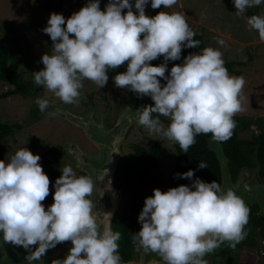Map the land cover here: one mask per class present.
<instances>
[{"label": "clouds", "instance_id": "9594fccd", "mask_svg": "<svg viewBox=\"0 0 264 264\" xmlns=\"http://www.w3.org/2000/svg\"><path fill=\"white\" fill-rule=\"evenodd\" d=\"M148 3L135 0L137 12L130 0H109L104 10L100 0H88L67 19L53 12L43 28L52 41L51 50L41 57L44 67L33 72L34 83L61 102L74 104L79 102L83 80L102 89L109 70L127 63L126 71L112 78L114 86L139 98L151 97L154 104L136 109L138 123L150 133L177 143L184 153L199 134L227 141L236 127L234 115L243 110L245 80L230 76L221 51L212 47L189 53L168 72V61L180 60L182 49L198 48L200 42L183 15L161 10L149 16ZM176 3L151 0V7L169 9ZM261 4L264 0H233L237 16ZM246 22L264 41V15L253 14ZM161 56L164 63H150ZM161 78L166 81L163 86ZM35 103L41 112L53 107L48 98H37ZM154 114L168 118V126ZM40 160L27 148L0 160V243L22 246L27 264L66 241L72 243L67 256L52 264H121L120 233L101 230L93 216L89 199L93 180L77 176L71 166L63 167L55 181L54 203L46 209L42 202L50 194V179ZM206 167L205 162L198 164L200 169ZM194 175L192 169L177 174L186 179ZM249 213L232 189L223 190L216 180L195 178L191 185L167 191L155 188L145 198L138 217L142 227L132 241L138 249L158 254L164 264H207L204 257L221 244L234 248L245 238Z\"/></svg>", "mask_w": 264, "mask_h": 264}, {"label": "rangeland", "instance_id": "374dc122", "mask_svg": "<svg viewBox=\"0 0 264 264\" xmlns=\"http://www.w3.org/2000/svg\"><path fill=\"white\" fill-rule=\"evenodd\" d=\"M35 1L37 0H0V48H6L11 56L20 53L22 64L19 85L27 94L26 96L20 93L9 95L16 86L0 80V121L24 125L22 129L16 130L15 134L8 136L0 143V160L7 159L22 148L29 149L33 154H40L45 148H34L35 138L43 139L47 146L62 144L64 147L65 141L69 140L85 149L93 147L92 141L83 129L56 114L40 115L41 111L35 103L37 98H48L51 102L60 100L46 90L43 93L37 92L39 86L34 83L33 77V72L44 67L41 62L42 55L51 50L50 36L43 32L50 15L53 12L62 13L67 19L85 6L88 0H50L54 3L50 11L37 6ZM108 2L109 0H100L101 10L105 9ZM151 10L150 1L145 12ZM169 10L180 13L195 28L203 32L206 47L221 51L224 63L243 62V64L235 65V68L240 70L239 74L228 72L230 76L242 77L245 80L242 91L243 110L235 115L253 119L264 118V41L260 40L258 32L251 29L246 22L250 16L249 9L243 16H237L233 0H177V3ZM124 12L126 13L127 9ZM258 14L264 15V4ZM218 39H223L225 43L218 44ZM120 72L123 71L118 69L116 74ZM116 74L102 89L90 80H83L79 102L68 104L69 110L84 115L90 106H94L95 120L103 121L105 126L111 127L124 105L131 100L129 90L114 86L112 78ZM154 118L160 119L165 127L170 123L168 118L163 116L157 117L154 114ZM258 133L259 129L253 125L249 131L241 133L240 136L251 138ZM151 140L166 146L160 167L165 181L161 185L162 190L180 186L181 184L170 180L176 160L173 141L150 133L144 126H136L129 141L132 145L127 146L125 151L132 153L134 147L131 146L134 143L149 147ZM70 166L74 170L72 164ZM248 170L250 176L246 178V181L249 184L264 182L258 177V168H248ZM245 249L254 251L250 247ZM0 256H3L1 252ZM211 260L209 258L208 264ZM258 264H264L262 254L259 255Z\"/></svg>", "mask_w": 264, "mask_h": 264}, {"label": "trees", "instance_id": "16d2710c", "mask_svg": "<svg viewBox=\"0 0 264 264\" xmlns=\"http://www.w3.org/2000/svg\"><path fill=\"white\" fill-rule=\"evenodd\" d=\"M130 2L133 4V11L138 12L134 7L135 0H130ZM35 4L46 11H50L54 3L50 0H37ZM262 5L249 9L250 16L258 14ZM161 10L171 12L169 9L160 8L152 9L146 12V14L154 16ZM186 21L195 33L194 39L200 42L199 47L182 49L180 60L168 61V72H170L171 67L175 64L182 63L183 58L189 53L199 52L206 47L203 32L195 28L188 19ZM19 52L21 51L19 50ZM150 63L152 65H160L164 63V58L163 56L158 57ZM21 64L22 58L20 53L16 56H11L6 48H0V80L16 86L9 92V95L17 93L23 94L24 96L27 95L26 91L20 88L21 86L19 85L21 82ZM236 64H243V62H225L224 66L228 72L239 74L240 70L235 68ZM117 69H110L108 72L109 77L114 75ZM165 83L166 81L161 78V84ZM45 90L42 86L37 87V92L39 93H43ZM233 119L236 122L233 134L230 139L222 143L229 158V166L234 180L237 179L240 171L244 167L258 168V177L264 180V118L258 117L253 119L247 116L234 115ZM253 125L259 129L258 134L252 135L251 138H243L240 136L241 133L249 131ZM23 127L24 125L21 123L0 121V143L8 136L15 134L16 130L22 129ZM210 135H197L196 142L189 148L188 153L182 152L179 145L173 142L176 149V160L170 180L179 184L191 185L192 180L200 178L209 183L216 180L219 185L221 184L222 172L220 162L215 152L208 148V138ZM33 146L36 149L47 147L40 154L41 160L39 163L49 176V179H57L61 176V170L63 169L62 162L66 155L63 145L56 144L47 146L43 139L35 138ZM165 151L166 146L164 144L151 140L149 147L136 145L134 151L124 154L118 164L115 181L119 184H125L123 188V203L113 223V231L120 233V239L117 241L119 245L118 253L123 252L124 249L128 250L132 248L134 244L132 241L133 233L140 230L138 217L143 209V203L140 200L141 195L137 191L140 189L147 190L151 187L162 190L161 185L165 181L160 167L161 159ZM200 161L205 162L208 167L203 169L198 168ZM189 169L194 170L195 173L192 179L177 176L178 173H185ZM52 199H54V195L50 193L42 202L46 209L53 203ZM245 204L250 209L248 223L244 227V231L246 232L245 238L238 242L234 248L227 242L221 244L204 257L207 264L209 263V258L212 259L210 264H258L260 255L259 244L264 240V216L260 215V207L258 204L251 205L246 202ZM246 247L253 248L254 251L247 250L245 249Z\"/></svg>", "mask_w": 264, "mask_h": 264}, {"label": "water", "instance_id": "95a60500", "mask_svg": "<svg viewBox=\"0 0 264 264\" xmlns=\"http://www.w3.org/2000/svg\"><path fill=\"white\" fill-rule=\"evenodd\" d=\"M118 69H121L123 72L126 71L127 63L121 65ZM165 84H162V86ZM129 92L131 100L124 105L116 122L111 127L105 126L103 121L98 122L95 120L94 106H90L84 115H79L69 110L68 104L57 101L52 102L53 107L48 108L40 114L46 115L54 112L66 121L83 129L89 139L97 146L95 152L89 153L79 144L66 140L64 151L74 159L75 165L79 170L87 173L94 184L99 183L98 187L94 188L90 200L93 202V216L101 230L107 227L113 231L114 218L121 206L123 187L120 189L115 188L114 179L117 166L124 156L123 146L132 145L127 139V134L134 124H139L136 109L142 105L154 104V101L149 96L139 98L131 90ZM5 94L7 95V93ZM208 148L215 152L220 162L222 172L221 188L225 191L232 189L246 203L251 205L258 204L260 207L259 213L264 216V182L249 184L246 181V178L250 176L249 167L242 168L237 179L234 180L229 166V158L225 152L223 143L213 141L210 135L208 138ZM109 180L111 181L110 187L108 186ZM54 185L55 181L51 180L50 192L52 193L55 192ZM113 198H116L115 203H108ZM0 241H2V234H0ZM14 247H20L19 254L14 249V256H19L17 264L26 262V250L22 246ZM71 247V241L57 244L55 248L49 249L42 259L33 261L32 264H52L53 260L64 259ZM0 252L3 254L0 264H9V258L12 253L9 250V244L0 243ZM121 264H164V261L156 259L148 263L121 261Z\"/></svg>", "mask_w": 264, "mask_h": 264}, {"label": "flooded vegetation", "instance_id": "af4514ba", "mask_svg": "<svg viewBox=\"0 0 264 264\" xmlns=\"http://www.w3.org/2000/svg\"><path fill=\"white\" fill-rule=\"evenodd\" d=\"M118 70V69H117ZM116 74V73H115ZM113 76V75H112ZM111 76V77H112ZM111 77H109V79L111 78ZM112 125V124H111ZM110 125V126H111ZM142 127V125H140V124H134L132 127H131V129H130V131L128 132V134H127V139L130 141V137H131V135H132V133H133V130H134V128L135 127ZM149 143H150V140H149ZM92 144H93V147L91 148V149H85V148H83L86 152H95L96 150H97V146L92 142ZM137 144H135L134 143V145L133 146H131V147H134V149H135V146H136ZM127 146H123V152H124V154H126V153H128V152H126L125 151V148H126ZM44 148H47V147H44ZM42 153V152H41ZM40 153V154H41ZM39 154V155H40ZM65 157H64V159H63V162H62V166L63 167H65V166H70L71 164H72V166L74 167V171L76 172V174H77V176H80V175H85V176H88L87 175V173L86 172H83V171H81V170H79V168H77L76 167V165H75V161H74V159L71 157V156H69L66 152H65ZM118 167V166H117ZM51 180H53V181H56V179H54V178H50V182H51ZM116 174H115V179H114V186H115V188H117V189H120L121 187H123L124 188V185L125 184H119V183H116ZM98 184L99 183H95L94 184V188H97L98 187ZM155 188H150V189H147V190H142V189H140V190H138L137 192L141 195V201H142V203H143V206H144V203H145V198L146 197H148V196H151V195H153V190H154ZM50 193H52V192H50ZM53 195H54V193H52ZM89 199H90V197H89ZM123 199H124V192H123V198L121 199V206H122V203H123ZM115 201H116V198H113L112 200H110V201H108V203H110V202H113V203H115ZM52 202L54 203V199H52ZM121 206L119 207V209L121 208ZM118 209V210H119ZM118 212V211H117ZM117 214V213H116ZM115 219V218H114ZM114 223V222H113ZM125 225H127V223H125ZM141 227H142V225L140 224V229H141ZM132 233V232H131ZM14 249H16L17 250V252H18V254H19V252H20V247H14V246H12V245H10L9 244V250L10 251H12V253H11V255H10V258H9V264H17V259H19V256L17 255V256H14L15 255V251H14ZM119 255H120V257H121V261H123V262H130V261H135V262H139V263H148L149 261H151V260H154V259H156V260H162L161 259V257L158 255V254H156V253H152V252H145L143 249H138V247L135 245V244H133V246H132V248L131 249H128V250H126V249H124L123 250V252H121V253H119ZM1 257V256H0ZM2 258V257H1ZM19 264H27V262H24V263H19Z\"/></svg>", "mask_w": 264, "mask_h": 264}, {"label": "built area", "instance_id": "2783aa9c", "mask_svg": "<svg viewBox=\"0 0 264 264\" xmlns=\"http://www.w3.org/2000/svg\"><path fill=\"white\" fill-rule=\"evenodd\" d=\"M259 248H260L259 254L260 255L262 254L264 256V240L261 241Z\"/></svg>", "mask_w": 264, "mask_h": 264}]
</instances>
